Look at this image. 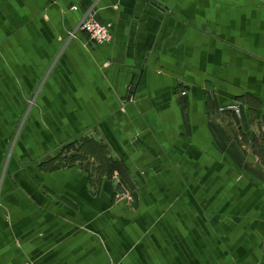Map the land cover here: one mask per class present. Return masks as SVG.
<instances>
[{
  "label": "crops",
  "instance_id": "1",
  "mask_svg": "<svg viewBox=\"0 0 264 264\" xmlns=\"http://www.w3.org/2000/svg\"><path fill=\"white\" fill-rule=\"evenodd\" d=\"M0 264H264V0H0Z\"/></svg>",
  "mask_w": 264,
  "mask_h": 264
},
{
  "label": "built area",
  "instance_id": "2",
  "mask_svg": "<svg viewBox=\"0 0 264 264\" xmlns=\"http://www.w3.org/2000/svg\"><path fill=\"white\" fill-rule=\"evenodd\" d=\"M79 28L88 34L90 41L96 44L108 43L112 38L111 25L99 22L93 10L89 11ZM218 111L220 113L232 112L238 116L242 113L241 105L238 103L220 107Z\"/></svg>",
  "mask_w": 264,
  "mask_h": 264
},
{
  "label": "rangeland",
  "instance_id": "3",
  "mask_svg": "<svg viewBox=\"0 0 264 264\" xmlns=\"http://www.w3.org/2000/svg\"><path fill=\"white\" fill-rule=\"evenodd\" d=\"M76 145H71V146H69V148L68 147H66L67 149H69V151L67 152V153H65L64 152V150H63V153H62V151H61V153H59V158L61 159V161H59V163H57V165H61L63 162V164H69L70 163V159L69 160H64V159H62V156L63 155H74L73 153L75 152V151H77V148L75 147ZM58 153V152H57ZM80 155V153L79 152H76L75 153V157H77V156H79ZM74 157V158H75Z\"/></svg>",
  "mask_w": 264,
  "mask_h": 264
},
{
  "label": "trees",
  "instance_id": "4",
  "mask_svg": "<svg viewBox=\"0 0 264 264\" xmlns=\"http://www.w3.org/2000/svg\"><path fill=\"white\" fill-rule=\"evenodd\" d=\"M70 145H68L67 147H69Z\"/></svg>",
  "mask_w": 264,
  "mask_h": 264
}]
</instances>
